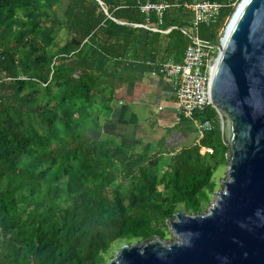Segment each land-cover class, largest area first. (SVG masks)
Returning <instances> with one entry per match:
<instances>
[{"label":"trees","instance_id":"trees-1","mask_svg":"<svg viewBox=\"0 0 264 264\" xmlns=\"http://www.w3.org/2000/svg\"><path fill=\"white\" fill-rule=\"evenodd\" d=\"M157 1L194 0H0V264H102L114 242L163 238L177 205L201 213L209 201L203 153L223 161L228 151L213 107L196 112L212 129L180 147L165 140L195 131L182 113L146 145L99 120L115 114L121 87L181 60L191 14L171 6L159 23L140 9ZM214 1L220 14L197 35L218 44L236 3ZM146 17L171 29L140 26Z\"/></svg>","mask_w":264,"mask_h":264},{"label":"water","instance_id":"water-1","mask_svg":"<svg viewBox=\"0 0 264 264\" xmlns=\"http://www.w3.org/2000/svg\"><path fill=\"white\" fill-rule=\"evenodd\" d=\"M210 106L228 179L207 212L177 211L176 236L124 243L109 264H264V0H240L219 38Z\"/></svg>","mask_w":264,"mask_h":264},{"label":"built area","instance_id":"built-area-1","mask_svg":"<svg viewBox=\"0 0 264 264\" xmlns=\"http://www.w3.org/2000/svg\"><path fill=\"white\" fill-rule=\"evenodd\" d=\"M171 6L183 7L191 14L190 26L197 29L201 23L209 24L214 22L220 14L222 4L214 0H194L191 2H145L140 9L145 13L150 10L158 12V20L161 23V12ZM148 17L145 24L140 26L152 30L166 32L171 29H160L148 25ZM189 37L180 61L168 58L159 64V73L172 81L176 105L179 113L192 121L197 133L196 139H200L206 131L213 127L210 119H200L196 116L210 106V75L215 59L218 44L200 38L197 34H191L182 29ZM157 74L156 71H151ZM211 153L210 150L206 151Z\"/></svg>","mask_w":264,"mask_h":264},{"label":"crops","instance_id":"crops-1","mask_svg":"<svg viewBox=\"0 0 264 264\" xmlns=\"http://www.w3.org/2000/svg\"><path fill=\"white\" fill-rule=\"evenodd\" d=\"M170 58L175 60L172 57ZM161 99L167 102V105L164 102L161 103ZM114 103L115 114L106 117L104 113L100 112L99 120L101 124L114 121L122 136L133 139L139 138L138 130L140 126H138V120H150L154 125L163 129L164 132L159 134L155 140L151 142L145 140L144 145L156 143L165 134V130L174 126L178 121L179 111L176 105L172 81L161 73H147L139 82L128 83L121 87L119 98ZM156 104L157 109H160L161 113L152 115V111L154 112L153 106ZM147 107L149 116H147ZM151 128L153 129L154 127L152 126ZM165 143L166 146L176 145L178 147L186 144L183 134L175 131L166 134Z\"/></svg>","mask_w":264,"mask_h":264},{"label":"rangeland","instance_id":"rangeland-1","mask_svg":"<svg viewBox=\"0 0 264 264\" xmlns=\"http://www.w3.org/2000/svg\"><path fill=\"white\" fill-rule=\"evenodd\" d=\"M234 1L236 3V6L240 2V0H234ZM29 10H30V7L26 6V7L18 9L17 12H18L19 16H23ZM45 10H46V8L42 7L40 9V12H43ZM224 28H225V26L220 31V37L223 34ZM187 30H189V32L192 33V34H197V29L194 28V27L189 26L187 28ZM61 39H62V34L60 33L56 37V41H60ZM71 39L75 40V37L72 36ZM216 52H217V50H216ZM215 55H216V53H215ZM160 101H161V103L164 102L165 105H167V102H165L163 99H161ZM153 110H154V112L152 111V115H154V114L157 115V114L161 113L160 109H157V104L155 106H153ZM147 116H149L148 107H147ZM138 122H139L138 126H140L139 127L140 129L138 130V132H139L138 136H139V140H142L143 143H144L145 140H147V142H151V141L155 140L156 137H158L159 134L164 132L162 128L157 127L150 120H138ZM152 126L154 127L153 129L151 128ZM183 137H184L185 143L187 144V143H189V141L195 140V138L197 137V133H196V131H194V132H191V133H189L187 135H183ZM204 159H205V161L208 162V164H210V166L212 167V170H213V173H212L213 188L209 191V193H210L209 201L204 204L203 210L201 211V213H204V212L208 211V208L211 206V203L214 202L215 199L217 198V193L216 192H218L220 189H222L224 187L223 181L228 179V173H227L228 162H227V159L221 161L219 159L213 158L211 156V153H209V152H206L204 154ZM162 162H164V161H162ZM84 181H85L86 184H92V183H97L98 179L93 177V176H90V177L86 178ZM61 185L64 187L65 186V182H63ZM124 187L127 190L131 189L130 181H126L124 183ZM159 190L164 195H167V194H169L171 192V189L164 190L161 187H159ZM177 211H182V212H186V213L192 214V212H190L189 210H186L184 208L183 204L177 205L175 212H177ZM163 238L167 241V243L173 242L176 239V236L174 235V233L172 232V230L170 229V227L168 225H167V228H166V236L163 237ZM140 241H142V239L134 238V239H131V240L120 239V240L114 242L111 245V247L108 250V252L105 253V260H104V262L102 264H109V261L113 258V256L115 255V252L119 249V247L122 244H124V243L132 244L133 242H140Z\"/></svg>","mask_w":264,"mask_h":264}]
</instances>
